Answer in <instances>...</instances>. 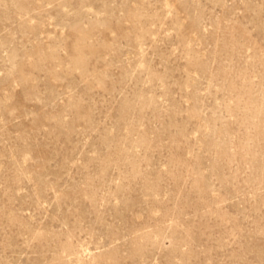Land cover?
Listing matches in <instances>:
<instances>
[{"label":"rangeland","instance_id":"obj_1","mask_svg":"<svg viewBox=\"0 0 264 264\" xmlns=\"http://www.w3.org/2000/svg\"><path fill=\"white\" fill-rule=\"evenodd\" d=\"M0 264H264V0H0Z\"/></svg>","mask_w":264,"mask_h":264}]
</instances>
